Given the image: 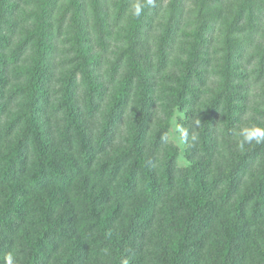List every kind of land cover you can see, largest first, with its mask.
I'll list each match as a JSON object with an SVG mask.
<instances>
[{
    "label": "trees",
    "instance_id": "16d2710c",
    "mask_svg": "<svg viewBox=\"0 0 264 264\" xmlns=\"http://www.w3.org/2000/svg\"><path fill=\"white\" fill-rule=\"evenodd\" d=\"M130 3L131 0H0V143L6 130L17 132L25 126L16 140L20 151L9 159H0V264H5L9 253L15 255L16 264H49L52 257L58 256L64 257L60 264H89L94 256L108 259L103 264H121L124 258L129 264H264V168L255 179L247 172V166L254 164L252 160L243 161L241 157L238 162L232 158L231 154L236 155L237 122L228 97L224 100L223 95H210L201 116L199 137L190 140L193 154L201 151L208 160L201 172L190 165L179 168L176 151L163 150L166 125L148 137L153 127L156 130L154 118L159 111L153 95L158 89L157 79L170 69L177 55L181 58L180 47L185 45L182 42L178 47L176 43L181 25L188 36L193 35L191 28L195 30L191 44L198 50L192 52L190 62L202 55L207 73L208 64L213 63L212 46L217 43V32L221 34L222 52L215 50V54H221L217 59L222 62L240 50L246 54L257 36L264 37V0H155V5L141 17L125 21V36L120 40L115 31L122 28L120 21L126 17ZM158 20L163 25L157 42ZM20 32L24 40L15 42ZM203 44L208 50H202ZM61 45H68L69 51L76 53L77 58L65 59L67 64L81 61L68 79L76 92L69 89L68 82L61 92L67 122L55 131L59 132L56 142L60 160L52 163L55 175L47 172L50 157L55 156L49 152L55 133L49 119L51 92L46 83L57 70L51 63L60 56ZM114 48L118 52L111 58ZM29 50L33 51L32 68H38V64L43 67V75L36 79L32 74L30 80H40L43 85L31 91L13 85L10 88L11 80L18 82L21 76L10 74V67L16 66L11 61L17 63ZM259 50L250 57L258 56V66L264 69V48ZM225 72L222 83L228 87V69ZM80 74L88 78L84 102L75 85L74 77ZM97 74L107 89L96 85L95 80L92 83L91 78ZM206 78L199 70L183 74L181 97L191 90L188 112L182 121L189 133L187 140L196 134L200 123L195 116L203 90L196 82ZM209 91L212 93V88ZM18 98L24 114H10L13 119L8 121L6 113ZM109 99L108 115L99 130L88 135L90 132L79 123L92 121ZM135 103L138 105L132 112ZM181 107L178 104L172 113ZM221 109L226 113L222 128L218 125ZM246 109L245 104L240 116ZM40 123L48 125L46 134ZM72 124L79 129L75 152ZM252 144L257 146L250 149L255 160L264 155V143ZM32 145L36 148L31 158ZM112 145H120L115 147L112 159L96 164L99 157L114 153ZM62 156L66 158L60 159ZM216 156H222L226 163L237 161V165L223 170L215 162ZM30 159L32 164L28 165ZM30 171L33 173L29 177ZM53 175L57 183L51 184ZM90 181L92 185L85 187ZM52 185L55 191L53 195L47 193L37 213L40 217L28 224L35 215L28 210L29 200L31 205L37 194L42 195ZM75 185L83 195L78 199L80 207L72 212L69 207L73 206L61 189L75 193ZM96 188L101 189L98 195L104 192L107 205L104 199L99 203L95 200L92 191ZM53 211L56 214L52 217ZM33 226H38L34 233L28 228ZM63 248H68L67 252L59 254Z\"/></svg>",
    "mask_w": 264,
    "mask_h": 264
},
{
    "label": "rangeland",
    "instance_id": "374dc122",
    "mask_svg": "<svg viewBox=\"0 0 264 264\" xmlns=\"http://www.w3.org/2000/svg\"><path fill=\"white\" fill-rule=\"evenodd\" d=\"M130 8V7H129ZM24 9H28V8H24ZM126 17L120 21V30L118 31V29H116L115 31V37H117L118 39L122 40L125 36V30L123 29L125 21L129 18H131L132 16L129 14V9L126 12ZM164 18V17H163ZM163 25V22L161 20H158L155 26V40H157V42L161 39V27ZM21 28V27H20ZM210 28V25L208 26V29ZM23 29V28H22ZM183 29H185V27H182L181 25V29L178 30L177 32V39H176V43L177 46L179 47L182 42H185L184 46H181L180 48L183 49L182 52L180 53L181 58L178 57V55L173 59V65L170 67V69L168 71H166V73L163 76H159L157 79V86L158 89L157 91H155L153 93V95L155 96V98H157V105L159 106V111L157 114V117L154 118V125L156 126L155 129L153 130L151 129L149 132V139L152 138L154 135L153 133L156 132V134L159 133V130L161 128H163L165 125L166 127V131H165V137L167 139L166 142V148L163 147V150H167V152L169 150L171 151H176V156H177V165L179 168H185L186 166L190 165V166H194L199 172L200 169H203V167L206 168L208 160L204 159V154L201 151H197L196 155L193 154V152L191 151V147H193V143L190 142L192 137H189V140L185 141V142H180V136H181V132L178 131L179 129H183L185 130L186 126L183 125L182 121L184 119V115L185 113H187L188 111V107H189V97L191 94V90H188L187 95L182 96V88H181V81L183 79V74L187 72V70L194 72V70H199L202 71L203 73H205L207 75L206 81L202 82H196V84H198V86L200 88H202L203 90V94L199 95V108H198V112L196 114V118H198V120L200 121V123L197 124L195 123V125L198 127L197 129L195 128L196 134L194 136L199 137V131H200V127H201V116L203 115V113L205 112V109L209 103L210 100V95L212 94V97L216 96V95H223L222 99H228L230 100L234 111V119H236V124H235V128L237 129L238 127H240L243 124H248V125H252V124H257L260 126H264V69H261L258 66V61H260V58H258V56H254V57H250L251 53L256 52L258 49L262 50V48H264V37L263 36H257L255 38V40H253L250 44V46H248V50L246 54H243L242 51H238L235 57H227V60L225 62H222L221 60H218L217 58L221 55L219 54H215V50L222 52V47L220 44V38H221V34L219 32H217L215 34L216 37V44H213L212 46V52H213V63L212 64H208L209 70L206 73L205 72V68L207 65V62L205 61V59L202 57V55L198 56L197 58H194L193 61L190 62V56L192 54V52H195L197 49V47L195 48L191 43L193 40V35L195 34V30L191 28V36H188L186 34H184ZM207 29V30H208ZM204 32V31H203ZM207 33V32H206ZM206 33L204 32L205 36ZM24 40V33L20 32L19 34L15 35L14 41H20L23 42ZM259 42V44H258ZM234 46V45H233ZM62 49H61V54L60 56H58L57 58H55L54 64L51 63L52 59H51V65H55L56 66V72L54 74V76H52V79L49 83H46V86H48V91L51 92V101L50 104L48 105V109H49V119L51 120V124L53 125V132L55 133V131L57 130V128H62L66 125V114H65V110L62 108L63 105V98H61L62 95V90H64L66 88V84L68 82L69 85V89L75 93V89L74 87V83H70L69 82V75L70 73L74 72V66H77L80 63V59H78L74 64H67L65 62L66 58H72V57H76V53L75 52H70L69 51V46L68 45H61ZM235 47V46H234ZM208 47L203 44L202 45V50L206 51ZM189 49V51H187ZM259 50V51H260ZM33 51L29 50L26 52L25 56H22L20 61H18L17 63L11 61L14 65H16L15 67H10L9 71L10 74L13 76H19L21 74V76H19V81L17 82V80L12 79L11 83H10V88H18L20 87L21 90L25 89V90H29V89H33V87H39L42 84V82L36 81V80H30L32 77V74L35 76L36 79H39V76L43 75V67L39 65V67H34L32 68V64H31V54ZM118 52V48H114L111 53H110V57L113 58L115 56V53ZM189 52V53H188ZM84 60H86L85 55L83 56ZM77 58V57H76ZM229 58V59H228ZM251 58V59H250ZM91 59V58H90ZM251 61H250V60ZM12 60V59H11ZM110 62V60L107 61V63ZM190 62V65H189ZM65 64V65H63ZM94 66V63H91ZM264 65V63H262ZM24 69L25 73H21L22 70ZM76 69V67H75ZM226 69H228L227 75L229 78V83L230 84L228 87H225L222 83L223 81V77L226 75ZM106 70V64L104 66V71ZM23 71V72H24ZM247 71V72H246ZM247 74V76H246ZM232 75V76H231ZM98 77V78H97ZM97 77L91 78L93 79L92 83L94 84V80H95V84L98 85L99 87H106L107 85L104 84V80L100 79L98 74ZM76 82L75 85L77 86V91L78 94H82L81 96V101H85V98L88 94V86H87V81L88 78L84 76V74H80L77 75V77H74ZM90 80V79H89ZM17 82V83H16ZM78 83V84H77ZM203 83V85H201ZM207 84V85H206ZM212 86V87H209ZM108 87V86H107ZM107 87L105 89H107ZM212 88V93L209 91V89ZM224 88V89H223ZM198 90H200L198 88ZM201 90V92H202ZM31 91V90H29ZM249 92V93H248ZM31 93V92H28ZM27 93V94H28ZM201 94V93H200ZM247 94H249V99L246 98ZM9 95V94H8ZM108 95H112L110 92H108ZM225 96V97H224ZM187 97V99H186ZM17 102L14 103L13 107H10L12 110H10V113H6L8 116L11 114H24V110L22 109L23 107V103H19V101H21L20 98H18V100L16 99ZM245 102V103H244ZM44 104V100L42 99L41 101V107ZM178 104H181L182 107L177 111H174L172 113V108H176V106ZM247 105V109L245 111V114H243V116H240V112H241V108L243 105ZM111 105V99L107 100L104 105L102 106V109L100 110V113H98V115L92 120V121H85L83 123H79L81 128H84L85 130L87 129V132H90L88 135L93 136V130H99V127L101 125V123L105 120L106 115H108L107 111L109 110ZM138 104H134L133 107L130 109L132 112H134L135 107ZM156 105V104H155ZM211 105V103H210ZM209 105V106H210ZM220 106V105H219ZM41 107L39 108V110L41 109ZM222 107V106H220ZM14 108V109H13ZM161 109H169L170 111H166L163 112L160 110ZM81 109H78V113L81 112ZM170 112V114H169ZM226 115L225 110L221 109L220 113L218 115V118L220 117L221 122L218 124L220 126V128H222L223 124L225 123L224 121V116ZM11 116H9V118L7 119L8 121H11L13 118H10ZM79 118V117H78ZM194 119V117H193ZM40 122H43L42 119H40ZM88 125V126H84V125ZM41 127H42V133L46 134L48 130H46V128H48V125L45 123H40ZM20 127V126H19ZM25 127V126H24ZM24 127L21 130L14 129L11 133H7L8 131H5L4 134V138L2 139L1 143H0V159H9L10 156H12V153H14L15 151L19 152L20 151V144L18 143L17 138L20 137V134L22 131H24ZM72 136L74 139V148L72 149L73 152H75L76 148L79 147L78 144V140H77V131L79 130L78 127L76 126V124H72ZM123 136L125 135V131H122ZM59 132L55 133V139L53 137V139H51V143L49 145L50 147V151L49 152H53L55 156L50 157L49 163H48V167H47V172H50L52 174L55 173V175L57 174L56 171H54V169H52V163H56L59 160V153L58 152V143L56 142L57 137H58ZM155 134V133H154ZM75 135V137H74ZM76 138V139H75ZM220 140H222L220 138ZM237 139L234 137V142ZM221 142V141H220ZM236 144H234L235 148H234V153L236 155L231 154L232 158H235L236 160H238L239 158H243L244 160L249 159L251 161V163L254 162V164L250 166H247V172L250 174V176H253V178H258L259 176V170L261 168H264V155L259 156L257 159H253V155L251 154L252 150H250L255 144H245V150H242V148L239 147L238 142H235ZM116 144V143H115ZM220 152H222L224 145L221 143L220 144ZM117 148L120 147V145H116ZM115 146V147H116ZM112 145V151L114 152L113 154H107V155H103L101 157H99V159H97L96 164L100 165L103 164L105 162H108L109 160L112 159L113 155L117 152V148H115ZM36 148L35 145H32V155L31 158L33 156V150ZM61 148V147H60ZM68 148V146H67ZM257 148V146L255 145V149ZM71 150V151H72ZM70 152V151H69ZM199 152V153H198ZM171 153V152H170ZM76 154V153H74ZM65 156V155H64ZM64 156H62L63 158L60 159H65ZM215 162L219 163L222 167L223 170H225L226 168H228L229 165H237V161L234 162V164L232 163H226L224 162V158L222 156L215 157ZM221 160V161H218ZM234 160V159H233ZM64 161L66 163H70L71 161L68 160H61ZM239 162V160H238ZM32 164L31 159L29 160L28 165ZM88 164V163H86ZM214 164V163H213ZM93 167V164L90 165ZM215 166V164H214ZM216 167V166H215ZM213 167V169L215 168ZM216 170V169H214ZM32 171L28 172L29 177L32 175ZM49 175V174H48ZM55 175L51 176V180H49V182L51 184L53 183H57V180L55 178ZM250 176L247 175V177L249 178ZM85 180V179H84ZM61 183V182H60ZM78 185V184H77ZM90 185H92V182H89V185H86L85 187H89ZM77 189V191L74 192H70L69 194H73V196H69V194L67 193L66 188L61 189L62 192H65V196L68 202H70L71 206L73 207H69L70 210L76 211L77 208H79V203H78V199L83 195L82 191H79V188L75 187L72 190ZM91 190V189H90ZM101 189L96 188V191H92V194H94V196L96 197L95 200H97V202L99 203L100 200L104 199L105 201L103 202L104 204L107 202V198H105L106 196L103 195L104 192H100ZM55 191V187L52 185L50 187V189L47 192H44L41 194H37V198L35 200L32 201V204L30 205V200H29V205H27L28 210H30L33 214L31 219L28 220V224H30V220L32 221H36L40 215H37V213H39V210L41 207H43V203H45V197L47 196V193H50L53 195ZM108 194V193H107ZM1 195V194H0ZM3 196V195H2ZM105 196V197H104ZM34 197V196H33ZM48 202V200H47ZM108 204V203H107ZM105 204V205H107ZM97 206V205H96ZM66 212L68 213V209L67 207H65ZM57 211V210H56ZM53 211V213L51 214L52 217L56 214ZM57 217V216H56ZM31 229V231L34 233L37 229L38 226H33V227H28ZM68 248H63L62 251L59 254H64L67 252ZM81 249V248H80ZM108 259H102V258H96L95 256L92 257V259L90 260L89 264H103V262H106ZM64 261V257L62 256H58L57 257H52V259L49 260V264H60L61 262ZM155 264H158V262H154ZM76 264V263H75Z\"/></svg>",
    "mask_w": 264,
    "mask_h": 264
},
{
    "label": "clouds",
    "instance_id": "9594fccd",
    "mask_svg": "<svg viewBox=\"0 0 264 264\" xmlns=\"http://www.w3.org/2000/svg\"><path fill=\"white\" fill-rule=\"evenodd\" d=\"M155 0H131L129 14L132 17L139 18L147 8L153 7ZM181 132L180 142H185L188 139L189 133L187 130L179 129ZM234 136L237 139L240 148H243L245 144L264 143V126L257 124H243L238 127ZM195 140V136L192 137ZM5 264H16V257L13 253H9L5 256ZM121 264H129V260L124 258L121 260Z\"/></svg>",
    "mask_w": 264,
    "mask_h": 264
}]
</instances>
